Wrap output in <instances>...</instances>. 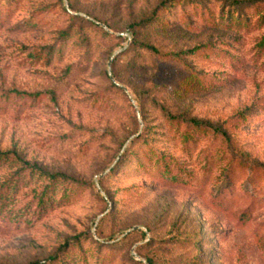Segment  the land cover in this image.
Returning <instances> with one entry per match:
<instances>
[{"label": "rangeland", "instance_id": "rangeland-1", "mask_svg": "<svg viewBox=\"0 0 264 264\" xmlns=\"http://www.w3.org/2000/svg\"><path fill=\"white\" fill-rule=\"evenodd\" d=\"M239 1L12 5L0 22V150L66 178L46 206L50 178L26 176L11 206L22 216H0V263L46 261L82 236L77 264H264V0ZM143 151L168 155L190 183L136 172Z\"/></svg>", "mask_w": 264, "mask_h": 264}, {"label": "trees", "instance_id": "trees-1", "mask_svg": "<svg viewBox=\"0 0 264 264\" xmlns=\"http://www.w3.org/2000/svg\"><path fill=\"white\" fill-rule=\"evenodd\" d=\"M19 0H0V22H3L4 19H6L8 16L12 13V5L14 3H18ZM189 3H192L196 8H199L198 1L200 0H186ZM8 4H6V3ZM230 5H232L233 8L241 7L242 2L239 0H229ZM231 11H229L228 14V21H234L236 24L243 23L242 20H244L243 17H240L239 15L236 17H233L234 15L230 14ZM208 18L211 19V14H208ZM157 19L156 15H153L150 19L146 21V23H152ZM191 53L196 52V48L191 49L189 51ZM39 94V93H38ZM19 95H27V93H19ZM37 95V94H36ZM170 118H175L172 115H168ZM192 124L200 129H213L216 133H220L225 137H229L228 133L223 129L221 125H214L211 123H207L205 121H201L198 119H192ZM184 138L188 140L190 138V134L188 132L183 133ZM152 152V151H151ZM149 152V154L151 153ZM130 154V149H126L124 154L119 159V162L117 163L114 172L123 166L125 162L127 161ZM152 155H147L146 153H142V155H136V172H145L148 176H151L153 179L158 180V182H162L165 184H174L176 186H179V184H188L190 183L187 179V174L184 173L183 170H181V167H177L174 162L168 155H165L161 152H153ZM153 159V160H152ZM153 161V164H152ZM173 164V165H172ZM176 166V167H175ZM4 167H17L15 171L9 173L3 181H0V216H4L5 220H15L22 216V214L15 215L14 207H11L15 204L17 195L20 191V189L24 186V180L27 175L33 176V174H43L46 177L50 178L52 182V187L47 186V188H50V191H48L49 196L45 194V196L41 197V201L46 206H52V197L54 195L56 184L59 180L66 178L65 174L57 173L52 174L44 170L41 166H39L36 163H32L26 159H24L17 151L15 150H7L3 151L0 150V170ZM260 169L262 170V167L260 165H254L253 166V175L257 174ZM264 170V169H263ZM28 173V174H27ZM186 175V176H185ZM74 181V185L80 186V181ZM256 182V181H255ZM254 182V183H255ZM264 189V186H263ZM226 196V195H225ZM226 197L224 196H218L216 199V204H219L220 202H224ZM66 199L62 198V201L64 202ZM61 202V200L59 201ZM77 246V247H76ZM78 253H81L79 256L80 258H85L86 254L82 250V236H75L73 239L67 240L62 247L58 250V252L51 256L46 261H33L29 264H77L79 263L78 255H75L74 251ZM101 261H99V258L97 257L96 264H109V256L103 255ZM109 257V258H108ZM86 259V258H85ZM84 259V260H85ZM149 264H153L152 259H147ZM2 264V263H0ZM87 264H89L87 262Z\"/></svg>", "mask_w": 264, "mask_h": 264}]
</instances>
